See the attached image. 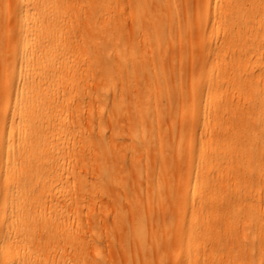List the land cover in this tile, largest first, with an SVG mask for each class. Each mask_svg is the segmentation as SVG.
<instances>
[{"label": "bare ground", "instance_id": "6f19581e", "mask_svg": "<svg viewBox=\"0 0 264 264\" xmlns=\"http://www.w3.org/2000/svg\"><path fill=\"white\" fill-rule=\"evenodd\" d=\"M114 2L97 0L85 4L83 22L79 12L73 19L69 18L67 8L60 7L59 0H0V86L8 88L6 95L0 98V114L5 115L0 116V264L51 263L39 250L53 232L60 230L69 234L74 230L68 218L66 223L61 220L66 216L62 212L65 205L60 204L55 193L77 197L83 195L86 188L108 186L110 179L117 175L101 172L87 184L81 174L74 175V172L70 180L67 170L72 153H78L83 161L90 160L88 150L95 149L99 154L107 152L101 130L98 129L96 138L88 136V128L82 126L80 119L92 102L101 109L107 95L98 88L84 94L83 84L88 73L97 71L102 75L135 60L132 48L118 49L116 33L107 25L113 17L105 10ZM163 2L170 13L174 6L169 0ZM223 2L221 14L216 18L213 15L210 32L221 30L227 46L234 47L238 42L235 46L240 52L239 77L234 76L233 62L219 69L214 67L224 61L218 53L212 56L206 70L192 81L210 83L202 99L201 108L207 114L202 115L201 125L207 135L214 127L211 122L221 121L216 145L212 144L211 135L205 136L197 145L192 170L183 168L185 177L180 175L176 182L165 185L147 183L148 193L159 196L185 186L186 194L191 196L190 212L173 222L164 220L155 224L147 223L138 207L130 212V238L139 251H148L147 234H154L157 229L168 234L179 228L178 252L187 255L185 264H225L229 255L230 260H236L237 249L245 252L244 239L248 234L252 245L254 241L259 243L246 222L264 221V210L258 215L252 209L253 202L264 200V0ZM215 5L216 1L213 4L208 0L199 10L197 29L200 30ZM155 9L156 6L148 16L153 26H159L162 22ZM91 30L97 31L100 37L85 41ZM215 50L210 46L207 54ZM215 69L218 71L214 72ZM150 82L154 84L155 80L151 78ZM224 94H227L225 102L221 101ZM154 102L149 97L144 100L135 97L128 107L121 98H116L111 111L120 115L132 109L140 118H145L150 109L155 108ZM184 114L189 116L192 111ZM171 121L175 124L173 118ZM137 131L132 141L145 136L142 128ZM185 141L183 133L172 140L176 154L173 159L162 155V168L170 163L182 167ZM166 144H170L168 140H164L162 146ZM130 168L136 170L137 165L132 164ZM189 173L191 178H188ZM218 202H227L235 215L233 224L224 227V234L229 233L228 243L198 254L196 247L204 240L211 243L220 238L212 229L218 218L215 215ZM161 217L164 219L163 215ZM235 230L242 239H232ZM155 239L152 236L151 240L155 242ZM73 240L70 239L74 246L73 264H87L81 247L84 238L78 236ZM7 254H12V258H6ZM51 264L68 262L60 256Z\"/></svg>", "mask_w": 264, "mask_h": 264}, {"label": "rangeland", "instance_id": "374dc122", "mask_svg": "<svg viewBox=\"0 0 264 264\" xmlns=\"http://www.w3.org/2000/svg\"><path fill=\"white\" fill-rule=\"evenodd\" d=\"M59 1L63 5L60 7L67 8L69 18L73 19L79 12L83 22L84 5L97 2ZM114 1V4L105 10L113 17L107 25L116 33L118 49L132 48L135 60L126 66L113 67L102 75L97 71L88 73L83 84L84 94L98 88L106 91L107 95L105 105L101 109H97L96 103L92 102L90 108L88 105L83 110L80 119L82 126L88 128V136L96 138L98 129L101 130L100 135L104 139L107 152L99 154L95 149L88 150L90 160L86 158L83 161L78 153H72L67 170L70 172V180L74 172V175L81 174L87 184H91L94 177L101 172H113L117 175L110 179L106 188H86V192L77 197L68 198L64 196L67 194L58 192L53 194L60 204L65 205L62 212L66 216L61 220L66 223L68 218L74 230L69 234L60 230L53 232L49 241L39 251L43 252L48 262L57 261L61 256L68 264H73L74 246L70 239L74 242L73 238L79 236L84 238L81 247L88 260L87 264H185L187 255L178 252L179 228H174L168 234H164L160 229L154 234H147L145 247L148 251H139L130 238V212L138 207L144 213L145 221L152 224L162 223L164 220L173 222L178 216H188L192 205L188 201L191 196L186 194L185 186L175 187L170 193L159 196L148 193L147 183L160 182L165 185L170 181L176 182L180 175L184 176L183 168L190 167L192 170L197 159V145L205 136L211 135L212 144L216 145L221 121L218 119L211 122L214 127L207 135L201 125L202 115L207 114V111L203 112L201 108L202 99L210 83L199 81L194 84L192 81L206 70L212 56L218 53L224 61L214 67L219 69L223 64L233 62L234 76L239 77L240 52L239 47L235 46L238 42L234 47L227 46L222 39L221 30L210 32L213 15L216 18L223 10V0H212L213 4L216 1V7L206 17L204 24L200 25V30L197 29L199 10L205 7L208 0H169L174 6L170 13L164 0ZM154 6L157 7L156 12L162 22L159 26H153L148 16L153 12ZM162 31L165 34L161 35ZM99 37L97 31L91 30L87 33L85 41ZM235 37L238 38V35L235 34ZM210 46L216 50L207 54ZM215 60L218 61V57H215ZM217 69L214 72H217ZM151 78L155 80L154 84L150 82ZM7 91L8 88L0 86V98L5 96ZM233 92L237 99V88ZM226 96L222 95L221 101L225 102ZM135 97L140 100L149 97L155 101V108L152 107L145 118H140L138 112L132 109L120 115L112 113L114 99L121 98L125 105L130 107ZM199 106L201 110L194 112ZM186 111H192V114L187 116L184 114ZM170 115L175 124H172ZM181 123L183 126H180ZM140 128L144 130L145 136H138L132 141L135 131L138 130L139 133ZM181 133L186 139L182 167L170 163L165 169L162 168L161 156L174 158L176 153L172 140H176ZM164 140H168L170 144L163 147ZM68 162L69 159L65 160V166ZM132 164L137 165L136 170L130 168ZM191 177L189 173L188 178ZM252 209L261 215L264 200L261 198L259 202H253ZM215 211L218 218L212 229L213 234H220V238L211 243L207 239L204 240L196 247L198 254L228 243L229 233L224 234V227L233 224L235 215L227 202H218ZM250 212L253 214L252 210ZM246 226L254 230L258 245L256 241L252 245L248 234L244 239L245 252H239L237 249L236 260H230L229 255L225 264H264V221L252 219L249 223L246 222ZM234 232L235 238L232 239H242L239 238L240 233L237 230ZM152 236L156 238L155 242L151 240ZM230 253L232 255V249ZM6 258H12V254H7Z\"/></svg>", "mask_w": 264, "mask_h": 264}]
</instances>
